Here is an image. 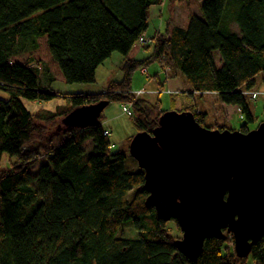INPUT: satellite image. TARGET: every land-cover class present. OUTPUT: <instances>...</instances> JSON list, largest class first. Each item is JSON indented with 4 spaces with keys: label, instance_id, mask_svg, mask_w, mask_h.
Listing matches in <instances>:
<instances>
[{
    "label": "trees",
    "instance_id": "1",
    "mask_svg": "<svg viewBox=\"0 0 264 264\" xmlns=\"http://www.w3.org/2000/svg\"><path fill=\"white\" fill-rule=\"evenodd\" d=\"M197 1L199 15L158 31L148 56L128 58L162 0H0V161L6 154L11 163L0 173V264H246L248 257L264 264V237L243 258L224 240L206 239L197 260H189L177 251L166 221L145 205L143 170L131 155L134 163H126L125 151L111 149L102 119L44 131L24 104L63 95L40 89L41 81L55 78L48 67L33 57L14 61L44 38L66 83L94 82L96 69L114 52L123 59V77L101 93L67 94L68 106L57 115H36L43 123L107 100L129 108L137 131L151 132L164 112L160 99L137 96L130 83L135 70L163 58L170 76L183 82L180 93H214L224 111L240 112L246 122L239 130L247 132L254 116L242 87L264 78V0ZM188 108L200 124L227 128L206 125L205 112ZM128 224L133 238L125 236Z\"/></svg>",
    "mask_w": 264,
    "mask_h": 264
},
{
    "label": "water",
    "instance_id": "2",
    "mask_svg": "<svg viewBox=\"0 0 264 264\" xmlns=\"http://www.w3.org/2000/svg\"><path fill=\"white\" fill-rule=\"evenodd\" d=\"M108 104L76 107L61 122L95 125ZM129 154L144 173L145 205L157 219L176 220L182 237L173 243L189 260L225 232L240 258L264 237V121L242 132L202 125L190 110H167L151 132L131 137Z\"/></svg>",
    "mask_w": 264,
    "mask_h": 264
},
{
    "label": "rangeland",
    "instance_id": "3",
    "mask_svg": "<svg viewBox=\"0 0 264 264\" xmlns=\"http://www.w3.org/2000/svg\"><path fill=\"white\" fill-rule=\"evenodd\" d=\"M169 1V0H168ZM176 0L175 6L187 3L190 7H195L198 3L197 0ZM196 2V3H195ZM158 7L165 11H171L170 7L167 6L166 0H162V3ZM160 9L156 10L155 14L160 18ZM189 9V8H188ZM178 10V9H177ZM174 10L173 13L177 12ZM191 12V10L189 9ZM171 13V12H170ZM179 23L182 24L186 20V12L184 10L181 12ZM176 22L170 24V26L176 25ZM178 26V25H176ZM154 26H151L147 32H152ZM157 33V32H156ZM156 37V34H155ZM153 37H146L144 34L141 35L137 43L146 45V56L150 53V44L153 41ZM38 46L35 50L25 51L14 58V61L23 63L29 57H33L40 65L39 67L45 65L49 68L50 73L53 75L54 80L46 83L44 79L41 81L40 89H44L48 93L56 94L62 93L63 95H55L50 100L47 101H27L24 100L26 108L32 112L36 122L44 124V131L55 130L61 122V118L55 116L54 118H48L45 123L38 120L36 115L41 113L43 117L57 115L61 108L68 106V98L66 97L69 93H84V94H97L104 92L108 85L112 81H120L123 77V71L121 69V62L119 61L122 57L119 53L114 52L110 58H108L104 64H101L95 73V81L92 83H66L59 72L56 63L52 60L45 39H37ZM144 48V50H145ZM143 52V50H141ZM149 51V52H148ZM41 62V63H40ZM42 64V65H41ZM161 72V79L163 82L160 83L158 79L153 77L156 72ZM169 72H171V67H169L163 58L159 59L158 62L149 63L147 66L144 65L141 68L134 71L131 77L130 88L134 89L137 96H141L150 101H155L157 98L160 99L161 109L164 111L175 110L184 111L187 107L201 108L204 107L208 111V118L206 119V125H216L221 126L226 125L228 129L239 130V126L246 122V120L241 117L240 112H226L221 111L218 99L214 93L207 94L204 96H190L183 92V82L180 77H171ZM163 73V74H162ZM177 83V85H176ZM245 87L243 86L242 89ZM251 90L257 92V97L255 99H247L249 108L254 116V122L248 124V129L251 130L257 127L261 122L264 121V78L258 75L255 79V84ZM5 94V93H4ZM6 96V95H5ZM189 109V108H188ZM190 110V109H189ZM104 123L103 127L109 128V139L112 144V150L125 151L127 157L126 163L128 161L134 163L133 158L129 157V142L131 137L138 132L137 127L133 122V117L128 113L124 112L121 108V102L112 101L110 102L101 112L99 117ZM214 128V127H213ZM86 142V141H85ZM114 145V146H113ZM85 146L91 148V143L88 140ZM86 156L91 154V151L86 148ZM45 161V157L37 159V162L31 166L32 172H36L41 162ZM9 156L4 154L0 161V173L3 172L10 165ZM137 164V163H134ZM167 230L174 239L182 237V232L178 224L174 221H166ZM125 236L127 238L135 237V230L128 224L124 226ZM228 237L223 239L226 242V248L229 251L234 250L233 239L230 233H227ZM235 251V250H234ZM249 255V254H248ZM247 255V256H248ZM246 264H252L249 257L246 260Z\"/></svg>",
    "mask_w": 264,
    "mask_h": 264
},
{
    "label": "crops",
    "instance_id": "4",
    "mask_svg": "<svg viewBox=\"0 0 264 264\" xmlns=\"http://www.w3.org/2000/svg\"><path fill=\"white\" fill-rule=\"evenodd\" d=\"M192 1L193 0H191L189 2H192ZM169 7H170L171 11H165L164 9L162 10V8L160 9L158 6H155V7L151 8L152 14L150 15V19H149V27L146 30V32L144 33V35L146 37H152L158 31L161 32V33L164 32L166 26H170V24L172 23V21L173 22H176L175 24L178 25V26H185L187 24L188 20H189V17L192 14L199 15V4H197L195 7L194 6L193 7H190V6L187 5V3L183 2V4H181L179 6V8H178V6H175V4H172L171 3ZM188 8L191 10V12L189 11ZM158 9L161 10L160 11V18H158V15L155 14L156 10H158ZM174 10H177V12L173 13ZM180 10H181V12L183 10H184V12H186V20L182 24L179 23ZM151 26H154L153 31L152 32H147L150 29ZM145 47H146V45H144V44L135 43L132 46V48H131V50L129 52L128 58H137L136 56H140V55H143L144 57H146V54L147 53H146V50H144ZM141 50H143V52ZM149 51L151 52V48H150ZM122 60H123L122 58L119 60L121 62V64H122ZM104 62L102 64H104ZM156 73L159 74V76L155 77L154 79L161 80V72L159 71V72H156ZM176 85H177V83H176ZM207 94H211V93L205 92V93H202V96L207 95ZM194 95H198V94L195 93ZM218 104H219V107H220L221 111H223V108H222L221 103L218 102ZM199 110H202L203 112L206 113V116H205V120H206L208 118V115H207L208 114V111H207V109L204 108V107H201V108L198 107L197 108V111H199Z\"/></svg>",
    "mask_w": 264,
    "mask_h": 264
},
{
    "label": "built area",
    "instance_id": "5",
    "mask_svg": "<svg viewBox=\"0 0 264 264\" xmlns=\"http://www.w3.org/2000/svg\"><path fill=\"white\" fill-rule=\"evenodd\" d=\"M242 93L244 94L245 97H248L249 99H255L257 97V92L255 90L251 89H242ZM122 109L124 112L129 113V108L127 106H123Z\"/></svg>",
    "mask_w": 264,
    "mask_h": 264
}]
</instances>
